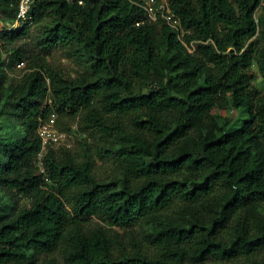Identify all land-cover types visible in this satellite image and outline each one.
<instances>
[{
  "label": "trees",
  "instance_id": "obj_1",
  "mask_svg": "<svg viewBox=\"0 0 264 264\" xmlns=\"http://www.w3.org/2000/svg\"><path fill=\"white\" fill-rule=\"evenodd\" d=\"M168 3L181 38L132 0H33L0 30L20 63L10 45L48 20L44 53L81 67L38 54L9 81L0 57V264H264V0ZM53 113L79 139L43 150Z\"/></svg>",
  "mask_w": 264,
  "mask_h": 264
},
{
  "label": "rangeland",
  "instance_id": "obj_2",
  "mask_svg": "<svg viewBox=\"0 0 264 264\" xmlns=\"http://www.w3.org/2000/svg\"><path fill=\"white\" fill-rule=\"evenodd\" d=\"M262 8L257 11V17L261 14ZM48 20L43 21L41 23H33L31 26V30L28 36L19 41L13 42L10 47L21 48L23 60L20 61L16 59L12 52H7L6 49H2L0 53L1 60L4 62L3 68L6 70L7 78L9 81H14L25 74L29 70L28 65L33 62V59L36 55L45 56L48 61L52 64L62 68L66 73L75 75L78 70L81 69L79 63L75 60V58H68L62 50L53 49L50 53H44L43 46L40 44V36L42 35V27L46 24ZM8 29L12 30L8 24L4 23L0 20V30ZM1 39V38H0ZM254 79L253 84L259 93H264V77L259 70L257 64L253 66ZM0 122H4V120L0 117ZM5 124V123H3ZM9 125V124H8ZM76 126V125H75ZM9 127V126H8ZM7 132L9 135L13 136L16 133L21 134L22 129L20 127H15L8 129ZM80 137H85L82 135ZM79 139L78 135L72 134L67 142H70L74 145ZM94 141H92V144ZM114 167L111 162H104L102 160H98V164L96 166V172L98 176L102 178H112L114 175ZM0 194L2 191L0 190ZM147 226V228H150ZM50 258H52L55 262L61 264L63 263V253L57 252L53 254ZM44 259V258H43Z\"/></svg>",
  "mask_w": 264,
  "mask_h": 264
},
{
  "label": "built area",
  "instance_id": "obj_3",
  "mask_svg": "<svg viewBox=\"0 0 264 264\" xmlns=\"http://www.w3.org/2000/svg\"><path fill=\"white\" fill-rule=\"evenodd\" d=\"M33 0H19V12L17 20L10 26L11 29L19 28L29 18V12ZM135 4L141 6L147 15L149 21H166L173 29L179 32V37H182L183 30L181 22L178 16L172 11L168 0H132ZM187 45V44H186ZM190 52L194 51V47L188 46ZM56 114H52L47 121H42L39 126V132L43 138V150L51 146L68 145L71 146L70 142H67L68 138L74 134L59 130L55 126ZM43 151L40 153L42 157Z\"/></svg>",
  "mask_w": 264,
  "mask_h": 264
}]
</instances>
